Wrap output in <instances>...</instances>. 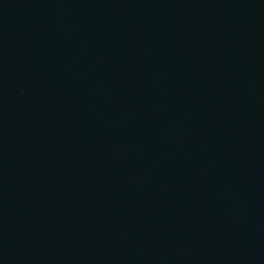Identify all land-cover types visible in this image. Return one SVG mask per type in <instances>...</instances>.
<instances>
[{
    "label": "water",
    "instance_id": "obj_1",
    "mask_svg": "<svg viewBox=\"0 0 264 264\" xmlns=\"http://www.w3.org/2000/svg\"><path fill=\"white\" fill-rule=\"evenodd\" d=\"M0 264H264V0H0Z\"/></svg>",
    "mask_w": 264,
    "mask_h": 264
}]
</instances>
